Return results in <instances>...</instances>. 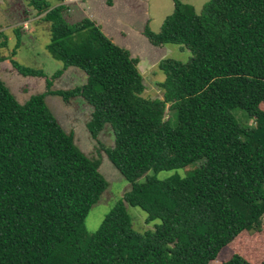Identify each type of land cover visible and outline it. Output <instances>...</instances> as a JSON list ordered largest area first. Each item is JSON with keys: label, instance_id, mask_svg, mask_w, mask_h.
Instances as JSON below:
<instances>
[{"label": "trees", "instance_id": "obj_1", "mask_svg": "<svg viewBox=\"0 0 264 264\" xmlns=\"http://www.w3.org/2000/svg\"><path fill=\"white\" fill-rule=\"evenodd\" d=\"M57 1L28 6L48 24L45 49L61 68L47 77L10 61L19 75L44 78L45 91L21 105L0 81V264H210L226 250L220 264H264V0H208L198 14L172 0L158 32L145 25L150 45L190 52L186 62L159 61L160 99L143 96L138 59L92 19L71 22ZM68 67L85 82L52 89ZM46 95L90 106L89 137L128 184L92 234L84 221L108 183ZM234 109L254 124L241 126ZM107 125L111 147L98 140ZM196 162L189 177H156ZM127 206L158 220L154 231H135ZM245 234L261 247L247 254L237 242Z\"/></svg>", "mask_w": 264, "mask_h": 264}, {"label": "rangeland", "instance_id": "obj_2", "mask_svg": "<svg viewBox=\"0 0 264 264\" xmlns=\"http://www.w3.org/2000/svg\"><path fill=\"white\" fill-rule=\"evenodd\" d=\"M46 1L50 5L56 3V0ZM181 1L191 5L198 14L208 0ZM66 5L69 8L71 22L83 18L92 19L114 44L127 49L132 57L138 59L145 88L144 97L162 98V91L157 86L164 78L157 67L159 61L171 58L186 62L190 57V52L183 46L154 47L142 35L145 25L152 32L159 31L166 16L172 12V0H78ZM16 32L20 36L17 49ZM48 41V24L41 20V15H37L36 11L28 6V0H0V81L21 105L32 96L45 91V79L19 75L13 70L10 61L14 59L21 65L41 69L47 77L51 76L61 68V63L46 52L45 46ZM14 50L15 55L12 56ZM84 82L85 75L79 69L68 67L60 77L53 80L52 89L65 90L80 86ZM45 103L62 129L73 135L76 147L87 157L99 160L98 171L108 183L107 189L91 207L84 221L86 232L92 234L99 229L104 216L110 212L115 202L128 190V184L98 149L96 142L89 137L85 123L89 119L91 108L83 99L77 97L66 104L58 96L46 95ZM232 114L241 126L254 124L239 109H234ZM168 117L171 118V113L166 110L164 118ZM170 125L172 127L176 125L174 117ZM98 140L104 147L113 145V134L108 125L100 133ZM199 166L200 162H196L182 169L158 172L156 177L160 180L175 174L183 178L189 177ZM127 210L133 228L138 233L152 232L159 224L158 220L146 222V213L138 207L127 206ZM237 242L241 246L245 244L244 251L247 254H250V248L256 251V248L261 247L258 245L260 243L256 235L245 234L244 238ZM247 244L251 246L247 247ZM239 250L240 246H237V251ZM233 252L230 250L222 252L218 259L210 264H220Z\"/></svg>", "mask_w": 264, "mask_h": 264}, {"label": "built area", "instance_id": "obj_3", "mask_svg": "<svg viewBox=\"0 0 264 264\" xmlns=\"http://www.w3.org/2000/svg\"><path fill=\"white\" fill-rule=\"evenodd\" d=\"M76 1H78V0H63L64 3H71V2H76Z\"/></svg>", "mask_w": 264, "mask_h": 264}, {"label": "crops", "instance_id": "obj_4", "mask_svg": "<svg viewBox=\"0 0 264 264\" xmlns=\"http://www.w3.org/2000/svg\"><path fill=\"white\" fill-rule=\"evenodd\" d=\"M59 2L56 0V3L54 5H51V6H55L57 5ZM64 4H67V3H64ZM138 68H139V65H138Z\"/></svg>", "mask_w": 264, "mask_h": 264}]
</instances>
